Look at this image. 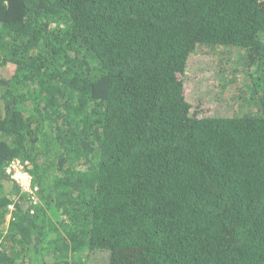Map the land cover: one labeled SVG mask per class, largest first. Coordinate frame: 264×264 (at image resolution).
<instances>
[{
  "label": "trees",
  "instance_id": "16d2710c",
  "mask_svg": "<svg viewBox=\"0 0 264 264\" xmlns=\"http://www.w3.org/2000/svg\"><path fill=\"white\" fill-rule=\"evenodd\" d=\"M0 264H264V0H0Z\"/></svg>",
  "mask_w": 264,
  "mask_h": 264
},
{
  "label": "rangeland",
  "instance_id": "374dc122",
  "mask_svg": "<svg viewBox=\"0 0 264 264\" xmlns=\"http://www.w3.org/2000/svg\"><path fill=\"white\" fill-rule=\"evenodd\" d=\"M218 50H220L219 47L213 48V52L215 54L218 53ZM221 61L223 63L229 64V65L226 64V67H225V71L228 72L232 68L231 63H230V62H232V59L225 57ZM226 72H224V73H226ZM235 77H236V80H240L238 75H235ZM225 81H226V79L224 80V82L220 83L218 85V88H217L218 96L221 99V101L224 103L227 101V98H225L226 97L225 96V93H226L225 88H230V90H231V92H230L231 96L230 97H232L234 103L236 104V107L238 109H241V111H242V107L244 110H247V108L250 106H248L247 101H246L245 96H244L247 94V91L245 90V88H247V87L245 85L244 80L242 79L240 81L241 82L240 85H235V83H231V84H227V86L224 87V84H226ZM228 102H229V100H228ZM246 105L248 107H246Z\"/></svg>",
  "mask_w": 264,
  "mask_h": 264
},
{
  "label": "built area",
  "instance_id": "2783aa9c",
  "mask_svg": "<svg viewBox=\"0 0 264 264\" xmlns=\"http://www.w3.org/2000/svg\"><path fill=\"white\" fill-rule=\"evenodd\" d=\"M13 168V172H14V179H16L23 187L24 191H28V187L30 184V179L29 176L25 173H21L20 169H18V167L14 166Z\"/></svg>",
  "mask_w": 264,
  "mask_h": 264
}]
</instances>
